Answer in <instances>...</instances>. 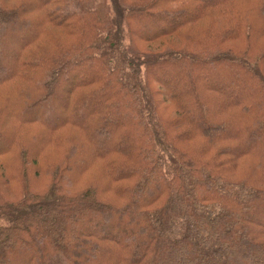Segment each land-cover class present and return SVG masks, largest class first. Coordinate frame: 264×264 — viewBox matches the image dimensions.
Listing matches in <instances>:
<instances>
[{"label": "trees", "instance_id": "1", "mask_svg": "<svg viewBox=\"0 0 264 264\" xmlns=\"http://www.w3.org/2000/svg\"><path fill=\"white\" fill-rule=\"evenodd\" d=\"M0 264H264V0H0Z\"/></svg>", "mask_w": 264, "mask_h": 264}, {"label": "rangeland", "instance_id": "2", "mask_svg": "<svg viewBox=\"0 0 264 264\" xmlns=\"http://www.w3.org/2000/svg\"><path fill=\"white\" fill-rule=\"evenodd\" d=\"M3 94H5L3 91H1Z\"/></svg>", "mask_w": 264, "mask_h": 264}]
</instances>
